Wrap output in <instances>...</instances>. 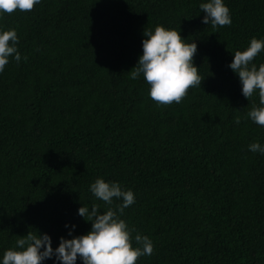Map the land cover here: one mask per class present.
<instances>
[{"label": "trees", "instance_id": "16d2710c", "mask_svg": "<svg viewBox=\"0 0 264 264\" xmlns=\"http://www.w3.org/2000/svg\"><path fill=\"white\" fill-rule=\"evenodd\" d=\"M202 2L41 0L0 17L22 57L0 74V257L28 231L53 247L66 224L88 232L78 208L109 207L90 192L102 177L135 193L122 218L154 243L136 264H264V155L249 150L264 127L247 116L260 98L229 67L264 38V0H225L232 23L218 27ZM157 25L197 44L204 79L180 103L157 104L130 75Z\"/></svg>", "mask_w": 264, "mask_h": 264}, {"label": "clouds", "instance_id": "9594fccd", "mask_svg": "<svg viewBox=\"0 0 264 264\" xmlns=\"http://www.w3.org/2000/svg\"><path fill=\"white\" fill-rule=\"evenodd\" d=\"M40 3L41 0H0V17L16 10L31 11ZM199 7L205 13L203 23L206 25H231V12L225 0H204ZM18 43L14 28H0V74L10 59L21 61ZM196 52V42L182 37L180 30L164 25L144 29L142 54L130 70L131 78L137 79L143 74L150 85L149 96L157 104L180 103L189 90L200 86L204 79L194 63ZM261 52H264V38L253 37L245 49L234 52L229 67L238 75L242 94L248 100L259 95L260 106H254L247 116L264 127V64L253 63ZM235 122L239 124L240 119ZM249 150L264 155V145L259 141L251 143ZM90 192L109 207L102 210L94 203L91 207L78 208V215L91 222L88 232L74 235L76 225L66 224L68 236H61L59 244L53 247L50 234L28 231L16 240L14 247L5 250L0 264H43L48 259H53V264H77L78 259L82 264H136L139 257L152 255L153 241L140 233L133 237L135 230L122 218L124 210L135 203L134 191L123 189L119 182L98 177L90 185ZM115 201L120 203L111 207Z\"/></svg>", "mask_w": 264, "mask_h": 264}]
</instances>
